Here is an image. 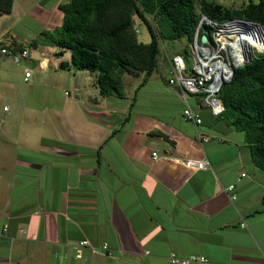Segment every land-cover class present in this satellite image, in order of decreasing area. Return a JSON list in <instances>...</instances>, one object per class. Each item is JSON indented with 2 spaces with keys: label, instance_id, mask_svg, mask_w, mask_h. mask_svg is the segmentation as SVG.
Here are the masks:
<instances>
[{
  "label": "crops",
  "instance_id": "crops-1",
  "mask_svg": "<svg viewBox=\"0 0 264 264\" xmlns=\"http://www.w3.org/2000/svg\"><path fill=\"white\" fill-rule=\"evenodd\" d=\"M66 1L14 0L11 13L39 25L25 39L39 50L30 91L43 94L10 104L0 96V264H171L172 254L207 258L189 264H264V169L243 132L168 83L174 54L165 50L160 70L123 97L83 98L77 78L75 98L50 93L61 86L41 75L52 66L38 64L44 46L54 45L42 32L62 24ZM8 62L0 89L17 93L22 76ZM187 106L200 126L184 117ZM188 158L211 167L189 168ZM85 239L107 242L113 255L86 247L77 257Z\"/></svg>",
  "mask_w": 264,
  "mask_h": 264
},
{
  "label": "trees",
  "instance_id": "trees-1",
  "mask_svg": "<svg viewBox=\"0 0 264 264\" xmlns=\"http://www.w3.org/2000/svg\"><path fill=\"white\" fill-rule=\"evenodd\" d=\"M14 0H0V16L13 10ZM63 22L42 35L58 48L56 55L70 53L62 68L97 72L102 96H124L125 78L142 77L141 85L159 70L166 40L190 43L201 14L216 21L243 18L264 27V0H248L242 7L216 0H68L60 3ZM136 18L147 27L150 41L139 40ZM140 30V29H139ZM221 98L226 123L245 134L254 163L264 169V51L256 50L245 66L237 68L224 84Z\"/></svg>",
  "mask_w": 264,
  "mask_h": 264
},
{
  "label": "built area",
  "instance_id": "built-area-1",
  "mask_svg": "<svg viewBox=\"0 0 264 264\" xmlns=\"http://www.w3.org/2000/svg\"><path fill=\"white\" fill-rule=\"evenodd\" d=\"M247 23L257 24L264 28L258 22L243 18L216 21L202 13L194 38L189 46V58L192 59V65L189 64L188 59L183 54L172 55L167 72L168 83L177 86L184 97L200 95L202 105L207 107L214 116L220 117L225 112V104L220 95L224 84L232 80L237 68L246 65L250 55L254 53L253 49L262 52L259 46L253 45L247 39L249 37ZM135 31L140 32L138 26H135ZM203 35L208 37L206 42L201 41ZM30 54V42L27 39L17 41L12 36L7 35L0 40V62L9 59L18 64L22 60H29ZM40 65L46 66L44 61H40ZM32 75L33 70L27 68L24 73V82H29ZM65 93L69 94L68 91ZM4 110L8 111L9 107L4 106ZM183 115L197 126L203 123V119L190 106L183 110ZM198 134L201 142H209L208 136L201 131ZM152 156L156 158L158 153L153 152ZM185 165L198 170L211 167L208 159L188 158L185 160ZM242 175L245 176V173ZM229 190L233 191L234 185H230ZM233 198L236 196L234 195ZM86 247L93 254L113 255L107 242L97 246L85 239L75 247L76 256L82 257V249ZM169 262L171 264H189L207 262V258L197 255L181 258L172 254L169 257Z\"/></svg>",
  "mask_w": 264,
  "mask_h": 264
},
{
  "label": "rangeland",
  "instance_id": "rangeland-1",
  "mask_svg": "<svg viewBox=\"0 0 264 264\" xmlns=\"http://www.w3.org/2000/svg\"><path fill=\"white\" fill-rule=\"evenodd\" d=\"M216 1L225 6H233V7H242L248 2V0H216ZM23 14L24 13L21 9H16L13 13L5 15L2 18H0V34L4 33V32L1 33L3 30L5 31L4 33L5 35L3 36V38L8 35V36H12V38L19 41L25 38L31 39L35 36L36 32L39 30V25L34 20ZM136 20H137V25L140 29V32L138 33L139 40L144 42H149L151 38L147 27L140 21V19L136 18ZM187 45L188 42L184 38L176 39V40H166L162 42V47L164 49V52L165 50H167L172 54L183 53V50L187 48ZM44 48L46 52L43 53L44 55L42 56V58L46 59V60L43 59L46 65L51 62L52 66L49 68L46 74H41V75H44L45 82L52 85L55 84L61 86L58 88L57 87L53 88L50 93L62 95L64 94L65 90H68L71 94V97L75 98V95L79 93V90L76 89V85H75L76 82L75 79L77 78L80 82L81 87L83 88V90L81 91L83 98L87 96L94 97V94H98V93L100 94L99 88H97L98 85L96 83L95 71L77 70V69L75 70L73 68L71 69L62 68L61 62L67 61L70 57V54L67 52L63 56L56 55L58 48L54 45H46L44 46ZM30 52L31 54L29 60L26 59L22 60L18 64L12 62L9 59H5L10 61L6 66L7 70L11 72H15L17 74H21L22 76L20 77L22 80L18 81L17 84V93L19 95L17 93H9V91L5 89L4 91L0 89L1 98H3V96H6L8 100V104H10L11 102L12 103L15 102V100L30 102V100L32 99V95L34 94L35 95L37 94L34 99L36 101V98L40 97L43 94L41 91H35L34 94L33 92L30 91L29 85L31 84L33 78H30L29 82H24V73L26 66H28L30 69H33V72H35L34 70L36 69L40 70L37 65V62L35 63L33 60L38 55L39 50L33 48L32 45L30 44ZM253 52L254 53L250 55L249 61L252 59V56L255 55L256 52L255 49H253ZM188 62L190 65H192L191 58H188ZM55 66L57 67L56 73L52 72L54 70L53 67ZM68 76L73 78L72 79L66 78ZM141 79L142 77L127 76L125 78V86H133L136 83H138ZM34 83H36V81H34Z\"/></svg>",
  "mask_w": 264,
  "mask_h": 264
},
{
  "label": "bare ground",
  "instance_id": "bare-ground-1",
  "mask_svg": "<svg viewBox=\"0 0 264 264\" xmlns=\"http://www.w3.org/2000/svg\"><path fill=\"white\" fill-rule=\"evenodd\" d=\"M248 29V35L247 38L253 45L259 46V48L264 50V28L260 27L257 24L253 23H247L246 24Z\"/></svg>",
  "mask_w": 264,
  "mask_h": 264
},
{
  "label": "water",
  "instance_id": "water-1",
  "mask_svg": "<svg viewBox=\"0 0 264 264\" xmlns=\"http://www.w3.org/2000/svg\"><path fill=\"white\" fill-rule=\"evenodd\" d=\"M207 38H208L207 35H203L202 38H201V41H202V42H206V41H207ZM77 98H78V97H77Z\"/></svg>",
  "mask_w": 264,
  "mask_h": 264
}]
</instances>
